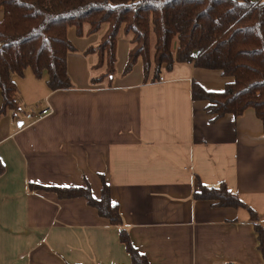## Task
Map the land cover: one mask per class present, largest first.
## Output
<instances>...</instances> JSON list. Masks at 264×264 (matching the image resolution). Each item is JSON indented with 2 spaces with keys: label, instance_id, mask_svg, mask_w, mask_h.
Returning <instances> with one entry per match:
<instances>
[{
  "label": "crops",
  "instance_id": "1",
  "mask_svg": "<svg viewBox=\"0 0 264 264\" xmlns=\"http://www.w3.org/2000/svg\"><path fill=\"white\" fill-rule=\"evenodd\" d=\"M68 37L74 87L52 92L27 70L14 79L20 109L0 114V264H132L122 228L150 264H264L250 212L194 198L199 183L225 184L264 224L263 123L255 109L215 119L192 95L195 83L222 93L234 79L179 64L146 83L142 65L123 76L124 65L95 85L96 57L83 53L100 35ZM119 48L127 62L131 45L119 42L116 67ZM102 177L123 227L83 197L31 188L90 187L100 200Z\"/></svg>",
  "mask_w": 264,
  "mask_h": 264
},
{
  "label": "trees",
  "instance_id": "2",
  "mask_svg": "<svg viewBox=\"0 0 264 264\" xmlns=\"http://www.w3.org/2000/svg\"><path fill=\"white\" fill-rule=\"evenodd\" d=\"M0 114L17 113L21 100L15 77L27 70L37 79L46 78L52 92L72 89L70 54L77 51L69 39L100 35V42L83 53L95 56L92 83L112 84L117 74L118 46L131 45L123 76L138 63L143 81H159L164 69L187 64L215 70L234 79L224 92H207L194 84L193 98L208 103L209 115L239 117L255 109L264 126V0H0ZM88 31L85 33V28ZM5 166L0 160V178ZM194 198L222 208L246 209L251 214L258 250L264 261V224L258 214L234 195L225 184L202 183ZM102 196L93 198L88 188H44L59 199L83 197L111 225L123 227L119 207L110 198V186L102 177ZM120 240L132 264H150L121 229Z\"/></svg>",
  "mask_w": 264,
  "mask_h": 264
},
{
  "label": "rangeland",
  "instance_id": "3",
  "mask_svg": "<svg viewBox=\"0 0 264 264\" xmlns=\"http://www.w3.org/2000/svg\"><path fill=\"white\" fill-rule=\"evenodd\" d=\"M91 39V38H90ZM119 63H118V67H116L117 68V75H119L120 74V72H121V70L123 69L122 67H124V65H125V63H126V58H127V53L125 52V50L124 49H122V48H119ZM140 65H141V63H139V65L138 66H135V69H134V71L136 70H138V71H140V69H141V67H140Z\"/></svg>",
  "mask_w": 264,
  "mask_h": 264
},
{
  "label": "built area",
  "instance_id": "4",
  "mask_svg": "<svg viewBox=\"0 0 264 264\" xmlns=\"http://www.w3.org/2000/svg\"><path fill=\"white\" fill-rule=\"evenodd\" d=\"M159 81L164 82L162 77L160 78ZM52 112H53V109L51 107H47V109L41 112V115L42 117H47V115H51Z\"/></svg>",
  "mask_w": 264,
  "mask_h": 264
}]
</instances>
